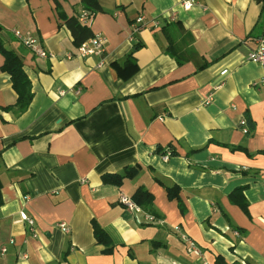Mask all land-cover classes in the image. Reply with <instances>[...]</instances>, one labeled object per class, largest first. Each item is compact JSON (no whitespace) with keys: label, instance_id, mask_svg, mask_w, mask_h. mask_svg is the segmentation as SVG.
<instances>
[{"label":"crops","instance_id":"1","mask_svg":"<svg viewBox=\"0 0 264 264\" xmlns=\"http://www.w3.org/2000/svg\"><path fill=\"white\" fill-rule=\"evenodd\" d=\"M99 1L87 25L105 51L82 57L56 6L72 17L81 0H0V42L22 59L33 93L20 113L0 54V264H264V69L249 61L264 0H196L190 10L180 0ZM139 16L148 23L133 34ZM135 166L122 185L103 182ZM139 188L156 222L121 203ZM238 188L248 215L230 200Z\"/></svg>","mask_w":264,"mask_h":264},{"label":"trees","instance_id":"2","mask_svg":"<svg viewBox=\"0 0 264 264\" xmlns=\"http://www.w3.org/2000/svg\"><path fill=\"white\" fill-rule=\"evenodd\" d=\"M57 10L59 17L63 20L65 26L71 32L73 37V43L75 47H79L82 43L92 38L94 35L87 24L80 22V15L68 17L64 12L60 10V6L57 3ZM81 6L84 12L90 14V16L95 15L98 12L102 11L101 4L99 0H81ZM171 45L168 47V52L171 51ZM0 54L4 58V63L2 65L1 70L4 73H7L11 77V81L13 84V89L18 95L17 98V109L20 113L27 110L31 101L33 99V93L31 89V82L23 69V61L19 55H17L14 51L7 49L2 42H0ZM135 58L133 54H130L125 63V67H129L130 65L134 64ZM5 109H9L8 107ZM246 120V119H245ZM246 125L248 127V133L254 130V125L251 122L250 118L247 117ZM250 134V133H249ZM235 150H242L245 151L244 147H235ZM167 152H161L162 155H165ZM170 156H175L176 152L170 150ZM140 171L139 166L135 167H127L124 169L123 173L121 174H106L103 176V182L105 184H113L120 186L123 184V181L126 179H132ZM167 194L169 199H178L179 193L177 187H168ZM230 200L234 204L238 205L242 211L248 215V202L243 195V188H238L234 190L230 194ZM133 202L139 206L143 211L147 214H151L156 218L158 215L154 212L153 208V196L147 190L139 188L132 197ZM3 204L2 197L0 194V206ZM94 235L99 244H103L106 249L104 250L105 253L109 254L112 252L110 241L103 231L101 227L94 223ZM67 255L65 253L64 257Z\"/></svg>","mask_w":264,"mask_h":264},{"label":"built area","instance_id":"3","mask_svg":"<svg viewBox=\"0 0 264 264\" xmlns=\"http://www.w3.org/2000/svg\"><path fill=\"white\" fill-rule=\"evenodd\" d=\"M179 4L184 10H190L196 4V0H180ZM173 15L174 14H172V16ZM89 18H90V14H88L87 12H83L80 15V22L87 24ZM147 23L148 21H147L146 16H139L138 18H136L134 26H133V32H134L133 34L138 32L141 29V27L147 25ZM153 24H154L153 25L154 27L159 26L158 22H153ZM13 33L15 37L18 40H20L22 44L25 47H27L34 55L39 56L41 58H48L47 51L44 49L40 40L36 36L30 33H26V34L21 33L19 30H16V29L13 30ZM105 44H106L105 37L101 34H96L89 40L82 43L78 47V51H79L80 56L82 57L90 56V55H100L105 51ZM249 61L261 66V68L264 69V37L256 40V48L253 51H251L249 55ZM263 83H264V80H263ZM79 92L80 90L77 91V93ZM210 100H211V96L208 101ZM241 126H242L243 132L247 134L249 129L246 125V120L244 118L241 120ZM162 156H163V159L166 161L169 159L170 154L169 152H167L165 155H162ZM121 203L124 204L128 209L132 211H135V212L142 211L141 208L138 207L133 202V200H130L128 198H125V197L121 198ZM21 218L22 220L27 222L29 226L31 227L33 226L34 224L33 219L29 218L25 213H21ZM144 220L146 222L153 223L157 221V218L151 214L146 213V215L144 216ZM59 226L63 231H65L66 233H69V229L65 223H61ZM176 230H179V227H176ZM10 242L13 244L14 240H11ZM185 242L187 243L186 251L188 254L190 255L193 254L198 257L202 256L201 248L193 240L185 238ZM6 251H7L6 247L3 246L1 248V253L4 254Z\"/></svg>","mask_w":264,"mask_h":264}]
</instances>
